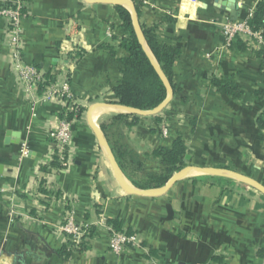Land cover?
<instances>
[{
	"label": "crops",
	"instance_id": "1",
	"mask_svg": "<svg viewBox=\"0 0 264 264\" xmlns=\"http://www.w3.org/2000/svg\"><path fill=\"white\" fill-rule=\"evenodd\" d=\"M8 1L24 6L23 61L58 82L68 78L82 113L74 122L67 166L50 167V134L65 105L27 93L11 58L7 22L0 19V264H264V194L258 189L194 171L154 197L128 194L118 183L87 122L89 108L109 104L121 81L119 59L126 53L119 47L123 35L114 6ZM134 1L143 6L139 24L157 26L161 44L181 49L173 67L178 93L159 120L139 117L112 142L142 156L181 137L185 168L228 170L264 186V44L243 36L244 50L236 41L227 49L222 31L226 22L247 20L260 0ZM69 33L83 51L78 59L59 54ZM226 84L239 87L238 99L225 94ZM95 109L105 114L92 120ZM95 109L90 117L104 137L100 125L122 113ZM123 177L126 188L150 191ZM68 214L84 231V249L64 260L61 226ZM112 232L135 236L138 246L112 253Z\"/></svg>",
	"mask_w": 264,
	"mask_h": 264
},
{
	"label": "trees",
	"instance_id": "2",
	"mask_svg": "<svg viewBox=\"0 0 264 264\" xmlns=\"http://www.w3.org/2000/svg\"><path fill=\"white\" fill-rule=\"evenodd\" d=\"M134 5L138 20L142 16V4L131 0ZM121 21V32L123 38L119 47L126 53V56L119 59L122 66L121 81L113 89V97L110 105H118L134 108L141 111H151L162 104L167 97V89L159 78L151 61L139 44L132 25L130 13L122 7H114ZM247 24L252 33H261L264 39V0H260L247 20ZM144 42L150 54L154 58L160 71L167 79L173 96L178 90L174 83L173 67L177 58L181 54V49L177 46L161 44L156 35L157 26L146 27L141 25ZM242 37H236V43L241 50H244ZM232 47V46H231ZM83 54L79 50L75 56L78 59ZM258 55H262L259 53ZM48 81H54L49 74L45 75ZM214 85L220 88L221 83L214 81ZM227 96L238 99L240 89L234 84L223 86ZM82 113L78 110L77 117ZM73 114L68 115L72 118ZM130 119V121H129ZM159 120V116H155ZM139 117L129 114H118L112 116L107 123H102L100 129L106 138L111 152L128 181L137 189L151 190L164 187L172 176L186 167L184 161L186 145L181 137H177L169 148L160 147L150 155L138 156L133 153L128 146L119 140L112 142L116 137H121L123 128H131L137 124ZM260 125L264 128V115L260 120ZM118 129L117 133L114 129ZM60 169L61 166L54 158L51 166ZM43 171L46 168H42ZM83 244H73L67 240V244L62 248L59 255L62 259L68 260L73 252L83 250ZM259 256L264 258V250L259 252ZM216 264H220L216 260Z\"/></svg>",
	"mask_w": 264,
	"mask_h": 264
},
{
	"label": "built area",
	"instance_id": "3",
	"mask_svg": "<svg viewBox=\"0 0 264 264\" xmlns=\"http://www.w3.org/2000/svg\"><path fill=\"white\" fill-rule=\"evenodd\" d=\"M252 14V13H251ZM251 14L248 18H251ZM24 17V6L21 2H10L0 0V19L7 22L8 45L12 61L17 71L18 81L24 86L29 95L34 96L41 102L58 100L65 105V111L58 118L57 130L50 134L52 139V160L57 159L61 169L67 166V150L70 145L74 122L77 119L78 106L75 104L74 95L70 89L68 78L61 81H48L45 75L34 65L26 64L22 58L21 51V20ZM247 20L243 22H226L222 26L224 47L229 49L234 44L238 35L255 41L257 45H263L264 39L261 33H252ZM79 43L76 35L68 34V38L61 44L59 54L69 58H75L79 51ZM73 114L72 118L68 115ZM162 134L166 136V131L162 128ZM22 156L26 155L25 149L21 151ZM61 230L66 235L67 240L73 244H80L84 236L82 228L76 226L71 215H67L61 226ZM138 242L135 236L127 235L123 232H112L109 238V250L118 254L128 247H137Z\"/></svg>",
	"mask_w": 264,
	"mask_h": 264
},
{
	"label": "water",
	"instance_id": "4",
	"mask_svg": "<svg viewBox=\"0 0 264 264\" xmlns=\"http://www.w3.org/2000/svg\"><path fill=\"white\" fill-rule=\"evenodd\" d=\"M86 1L91 3V4H106V5H111L114 7H122L130 13L131 19H132V25H133L137 40H138L139 44L141 45L142 49L145 51L147 57L151 61L152 65H153L154 69L156 70V72H157L159 78L161 79L162 83L164 84V86L167 89V97H166L165 101L162 104H160L157 108H155L151 111H141V110L134 109V108H128V107H123V106H118V105H110V104H95V105L91 106L88 110L87 122L89 124V127L91 128V130H92L93 134L95 135L97 141L99 142L100 146L107 153L110 164L114 170L116 179H117L118 183L120 184V186L123 188V190L125 192H127L128 194L149 196V197L159 196V195L164 194L177 181L184 178L190 171H194L196 173H201V174H206V175H223V176L238 180L240 182H243L245 184H248V185L258 189L260 192H262L264 194V186L261 185L260 183L256 182V181L246 177V176H243V175H240L238 173L231 172L228 170L199 168V167H188V168L182 169L181 171L176 173L161 190L139 191L136 189L126 188L125 179H124V177L121 173V170H120V168H119V166H118V164H117V162H116V160H115V158L111 152V149H110L109 145L107 144L106 140L104 139V137L102 136L99 129L93 124L91 117H90V113L95 108H110V109H117L122 114H129V115L137 116V117L157 116L169 104V102L172 99L173 93H172V89H171L167 79L164 77V75L160 71L158 65L156 64V62L154 60V58L152 57L148 48L146 47V44H145L144 38H143V34L141 31V27L139 24V20H138L136 11L134 9L133 3L129 0H86ZM0 172H1V169H0Z\"/></svg>",
	"mask_w": 264,
	"mask_h": 264
},
{
	"label": "bare ground",
	"instance_id": "5",
	"mask_svg": "<svg viewBox=\"0 0 264 264\" xmlns=\"http://www.w3.org/2000/svg\"><path fill=\"white\" fill-rule=\"evenodd\" d=\"M110 109V108H109ZM108 109V110H109ZM105 110H103V109H95L94 110V114H93V116H92V120H96L97 118H98V116L100 115V114H102L103 112H104ZM115 111V110H114ZM103 114H105V113H103ZM196 174V173H195ZM194 175V174H193ZM197 175V174H196ZM125 184H127V186H129L128 185V183H125Z\"/></svg>",
	"mask_w": 264,
	"mask_h": 264
},
{
	"label": "rangeland",
	"instance_id": "6",
	"mask_svg": "<svg viewBox=\"0 0 264 264\" xmlns=\"http://www.w3.org/2000/svg\"><path fill=\"white\" fill-rule=\"evenodd\" d=\"M110 114H111V113H110ZM110 114H109V115H106V116H104L103 118H105V117H107V116H110ZM114 130H115V131H116V133H117V130H118V129H116V128H115Z\"/></svg>",
	"mask_w": 264,
	"mask_h": 264
}]
</instances>
